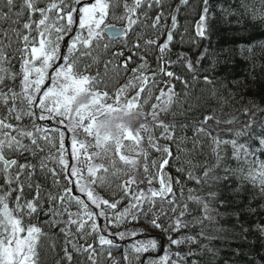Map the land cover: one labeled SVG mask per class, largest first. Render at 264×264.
Listing matches in <instances>:
<instances>
[{
    "label": "snow or ice",
    "instance_id": "1",
    "mask_svg": "<svg viewBox=\"0 0 264 264\" xmlns=\"http://www.w3.org/2000/svg\"><path fill=\"white\" fill-rule=\"evenodd\" d=\"M0 264H264V0H0Z\"/></svg>",
    "mask_w": 264,
    "mask_h": 264
},
{
    "label": "trees",
    "instance_id": "2",
    "mask_svg": "<svg viewBox=\"0 0 264 264\" xmlns=\"http://www.w3.org/2000/svg\"><path fill=\"white\" fill-rule=\"evenodd\" d=\"M216 42H217V38H216V37H213V41H212L213 45H215ZM244 71H245L244 66H243V64H241V65L237 68V72H238V73H243ZM257 247H259V245H257Z\"/></svg>",
    "mask_w": 264,
    "mask_h": 264
}]
</instances>
